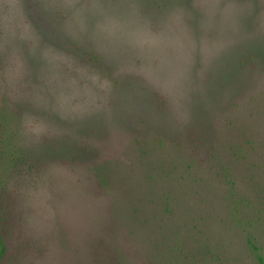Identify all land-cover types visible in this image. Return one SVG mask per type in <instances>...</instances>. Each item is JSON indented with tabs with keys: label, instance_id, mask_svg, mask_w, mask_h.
<instances>
[{
	"label": "rangeland",
	"instance_id": "rangeland-1",
	"mask_svg": "<svg viewBox=\"0 0 264 264\" xmlns=\"http://www.w3.org/2000/svg\"><path fill=\"white\" fill-rule=\"evenodd\" d=\"M0 102L23 163L9 264L203 243L258 264L264 0H0Z\"/></svg>",
	"mask_w": 264,
	"mask_h": 264
},
{
	"label": "trees",
	"instance_id": "trees-1",
	"mask_svg": "<svg viewBox=\"0 0 264 264\" xmlns=\"http://www.w3.org/2000/svg\"><path fill=\"white\" fill-rule=\"evenodd\" d=\"M13 114L0 102V264H9L17 258L20 247L15 245L18 230L16 228L17 188L9 186L12 179L20 176L21 154L17 147V132L14 129ZM264 212V211H263ZM253 234L246 237L247 247L252 258L258 264H264V251L260 242L261 238ZM202 250L195 248L183 251L178 245H173L167 252L162 253L160 264H208L220 262L219 255H212V250L206 243L201 246ZM204 249V250H203ZM217 252L218 249H215ZM109 253V252H108ZM106 254V256L108 255ZM119 258V260H118ZM216 258V259H215ZM122 259V260H120ZM124 254L118 252L111 254L108 264H129Z\"/></svg>",
	"mask_w": 264,
	"mask_h": 264
}]
</instances>
